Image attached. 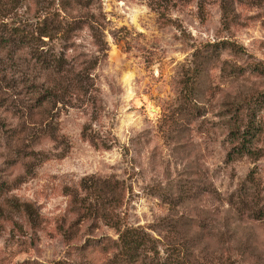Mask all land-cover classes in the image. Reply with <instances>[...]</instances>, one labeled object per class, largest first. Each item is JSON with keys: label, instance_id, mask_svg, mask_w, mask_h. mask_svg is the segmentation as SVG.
<instances>
[{"label": "rangeland", "instance_id": "374dc122", "mask_svg": "<svg viewBox=\"0 0 264 264\" xmlns=\"http://www.w3.org/2000/svg\"><path fill=\"white\" fill-rule=\"evenodd\" d=\"M4 23L77 81L49 99L0 43V264H264V0H0Z\"/></svg>", "mask_w": 264, "mask_h": 264}, {"label": "trees", "instance_id": "16d2710c", "mask_svg": "<svg viewBox=\"0 0 264 264\" xmlns=\"http://www.w3.org/2000/svg\"><path fill=\"white\" fill-rule=\"evenodd\" d=\"M4 24L5 26L0 28V43L7 44L9 42L19 41L23 45L26 44L31 49L30 53L33 59H35V63L49 72V75L52 76L46 92L48 98L57 99L63 97V94L59 92L61 87L63 84L72 86L73 83L77 81V75L71 67H67V62H64L65 60L62 56L63 54L58 56L53 51L43 48V44H46L43 37H51L50 31H46L41 27L39 29H33L32 31H24L16 25L10 27L9 24ZM260 152L263 153L261 155H264L263 148L252 149L251 147H247V154L257 156ZM118 223L119 221H110L112 226H117ZM128 233L129 231H124L120 238L124 241L129 240ZM131 240L132 241H128V243H136L140 239H133L131 237Z\"/></svg>", "mask_w": 264, "mask_h": 264}]
</instances>
